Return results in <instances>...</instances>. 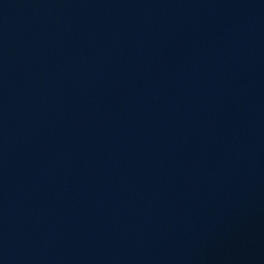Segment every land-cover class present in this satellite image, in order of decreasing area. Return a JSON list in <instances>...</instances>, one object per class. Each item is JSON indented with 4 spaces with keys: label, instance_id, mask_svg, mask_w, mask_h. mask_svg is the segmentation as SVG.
<instances>
[{
    "label": "water",
    "instance_id": "1",
    "mask_svg": "<svg viewBox=\"0 0 264 264\" xmlns=\"http://www.w3.org/2000/svg\"><path fill=\"white\" fill-rule=\"evenodd\" d=\"M0 139L66 264H264V0H0Z\"/></svg>",
    "mask_w": 264,
    "mask_h": 264
}]
</instances>
